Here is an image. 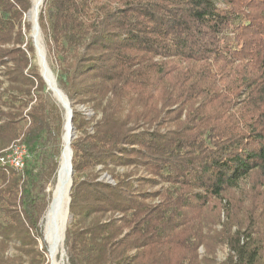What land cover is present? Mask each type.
Returning a JSON list of instances; mask_svg holds the SVG:
<instances>
[{
  "label": "trees",
  "instance_id": "obj_1",
  "mask_svg": "<svg viewBox=\"0 0 264 264\" xmlns=\"http://www.w3.org/2000/svg\"><path fill=\"white\" fill-rule=\"evenodd\" d=\"M30 8L0 0V157L26 152L22 169L0 163V264H45L63 148L64 112L32 63ZM38 26L76 134L69 264H264V218L232 196L264 176V0H44ZM177 111L184 120L161 133Z\"/></svg>",
  "mask_w": 264,
  "mask_h": 264
},
{
  "label": "bare ground",
  "instance_id": "obj_2",
  "mask_svg": "<svg viewBox=\"0 0 264 264\" xmlns=\"http://www.w3.org/2000/svg\"><path fill=\"white\" fill-rule=\"evenodd\" d=\"M44 0H31V9L28 13V18L34 23L36 17H38L40 8ZM34 35V33H33ZM34 43L37 49H40V40L35 35ZM43 71L44 79L52 91L55 99L59 103V106L64 111L65 127L62 137L63 150L60 156L58 170L55 178V185L50 198L53 200L51 208L47 209L44 221H43V234L45 243L47 245L49 264H61L63 259L62 244L64 240V232L66 229L68 211V188L70 184V142L73 136V130L68 123L69 114L67 111L66 101L64 96L57 91L56 86L53 83L49 73ZM49 202V204H50Z\"/></svg>",
  "mask_w": 264,
  "mask_h": 264
},
{
  "label": "rangeland",
  "instance_id": "obj_3",
  "mask_svg": "<svg viewBox=\"0 0 264 264\" xmlns=\"http://www.w3.org/2000/svg\"><path fill=\"white\" fill-rule=\"evenodd\" d=\"M41 8H42V6H41ZM30 9H29V11H30ZM29 11L27 12V14L24 17V20H25L26 24L29 25V29L27 31V38H29L31 40V43H32V46H33L34 52H35V57H34L32 63L37 66L38 72H39V74H41V69L39 67L38 58H37L36 50H35V47H34V39L32 38V36H33L32 22L28 18ZM37 36H38V38L40 40V47L43 49V53H44V56H45V61H46L47 67L49 68V70L52 73V70H51V67H50V63H49V60H48V57H47V52H46L45 43H44V37H43V34H42L40 29L38 31V35ZM227 69L228 68H226V70ZM52 75H53V73H52ZM228 81H229V79L226 80V82H228ZM226 82L225 81L221 82V84H219V86L221 87L222 85H225ZM47 91L49 92V95L51 96V98L59 105V103L57 102V100L53 96L52 92L50 90H48V89H47ZM76 109L79 112L83 113L85 116H88V117L92 116V112L89 111L86 107L78 105V106H76ZM171 111H174V107L171 109ZM184 115H185V113H183L182 115H179L178 111L175 112V113H168L167 115L166 114L162 115V118H166L167 125H165L164 127L160 128L159 131L161 133H163V132H166L167 130L173 129L177 125V123H172L173 120L178 118V120H179L178 122H180V121L184 120ZM150 131H152V129ZM63 132H64V130H63ZM62 137H63V134H62ZM73 137L74 138L76 137L75 131L73 133ZM62 145H63V143H62ZM62 150H63V148H62ZM99 169H100V167L97 168V170H99ZM132 170H133L132 168H129V169H125V168H121V167H116L115 168V172L116 173H120V174L121 173H125V172H131ZM137 174H138V176H144L145 178L150 176L149 174H146V173H144L142 171L138 172ZM99 180L103 181V182H107V183H112V180L110 179V177L107 176V174H105V173H101V175L99 177ZM166 187H167L166 184L157 185L155 187H148V186L145 185L143 187L142 191L144 192V194H153V193H156V192H161ZM239 188L240 189L238 191L232 193V196L236 200L237 199L238 200H242L244 202L243 206H246V207L256 206L258 208L257 213L260 211L262 216H263V218H264V176L263 177L260 176L259 173H253V174L250 175L249 178H247L246 180H244V181H242L240 183ZM246 195L249 198L248 200L245 199V197H244ZM158 201H159V199L156 198L153 201H151L150 203L151 204H156V203H158ZM43 219H44V217L42 218V223H41V225H42V233H43V221H44ZM222 219L223 218H221V222H222ZM70 220H71V215H69V212H68L67 224L70 222ZM67 224H66V226H67ZM214 227L217 230L220 229L219 225H215ZM43 240L45 241L44 234H43ZM41 248H42L41 242H38V249L40 250ZM62 251H63V259H62V263L61 264H69L68 256H67L65 248H64V240H63V244H62ZM198 252H199V254L202 255L204 253V250L200 248L198 250ZM10 253H13V250H10ZM216 253H217L216 254L217 260L218 261H222L227 255V249L226 248H221V249L217 250ZM45 259H46L45 264H49L48 253L45 256Z\"/></svg>",
  "mask_w": 264,
  "mask_h": 264
},
{
  "label": "water",
  "instance_id": "obj_4",
  "mask_svg": "<svg viewBox=\"0 0 264 264\" xmlns=\"http://www.w3.org/2000/svg\"><path fill=\"white\" fill-rule=\"evenodd\" d=\"M38 18L36 17L35 20H34V23L32 24V32L34 33V35L32 36V38L34 39L35 38V35L37 36L38 35V31H39V26H38ZM34 47H35V50H36V54H37V58H38V63H39V67L41 69V78L43 79L45 85L47 86V89H49L45 79H44V76H43V71L42 70H45L46 72L49 73L50 77L52 78L53 80V83L54 85L56 86V83H55V79L51 73V71L49 70V68L47 67V64H46V61H45V56H44V53H43V49L40 48V49H37L35 43H34ZM57 88V86H56ZM51 91V90H50ZM57 91L60 92V94H62L64 96V99L66 101V106H67V111H68V114H69V119H68V123L70 124L71 126V129L73 130V133H74V129L72 127V124H71V121H72V108H71V104L70 102L67 100V98L65 97V95L57 88ZM52 92V91H51ZM53 94V93H52ZM54 96V95H53ZM64 127H65V123H64ZM63 127V129H64ZM73 136H72V139L71 141L73 140ZM71 143V142H70ZM70 145V144H69ZM62 153V152H61ZM72 161V151H71V148H70V162ZM72 175H73V169H72V165H70V173H69V176H70V184H69V188H68V203H67V211L69 210V203H70V197H69V194H70V190H71V185H72ZM52 203H53V200H51L50 204L48 205L47 209L49 211V209L51 208L52 206ZM65 233V232H64Z\"/></svg>",
  "mask_w": 264,
  "mask_h": 264
},
{
  "label": "built area",
  "instance_id": "obj_5",
  "mask_svg": "<svg viewBox=\"0 0 264 264\" xmlns=\"http://www.w3.org/2000/svg\"><path fill=\"white\" fill-rule=\"evenodd\" d=\"M26 152L23 146L12 145L5 156L0 157L1 164H7L13 169H22Z\"/></svg>",
  "mask_w": 264,
  "mask_h": 264
}]
</instances>
